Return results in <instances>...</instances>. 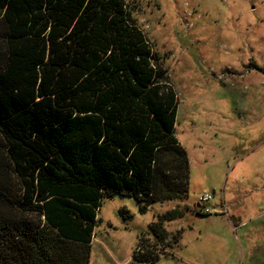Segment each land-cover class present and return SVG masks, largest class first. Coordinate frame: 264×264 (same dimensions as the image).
I'll return each instance as SVG.
<instances>
[{
  "label": "trees",
  "instance_id": "1",
  "mask_svg": "<svg viewBox=\"0 0 264 264\" xmlns=\"http://www.w3.org/2000/svg\"><path fill=\"white\" fill-rule=\"evenodd\" d=\"M176 112L126 0H0V264H89L103 198L187 199ZM182 216L132 259L156 262Z\"/></svg>",
  "mask_w": 264,
  "mask_h": 264
},
{
  "label": "rangeland",
  "instance_id": "2",
  "mask_svg": "<svg viewBox=\"0 0 264 264\" xmlns=\"http://www.w3.org/2000/svg\"><path fill=\"white\" fill-rule=\"evenodd\" d=\"M126 1L177 95L188 197L103 198L89 264H264V0ZM172 209L183 216L163 228L176 240L156 262H135Z\"/></svg>",
  "mask_w": 264,
  "mask_h": 264
},
{
  "label": "built area",
  "instance_id": "3",
  "mask_svg": "<svg viewBox=\"0 0 264 264\" xmlns=\"http://www.w3.org/2000/svg\"><path fill=\"white\" fill-rule=\"evenodd\" d=\"M209 199V196L207 195V194H204L201 198H200V200H199V206L200 205H202V204H204L207 200Z\"/></svg>",
  "mask_w": 264,
  "mask_h": 264
}]
</instances>
